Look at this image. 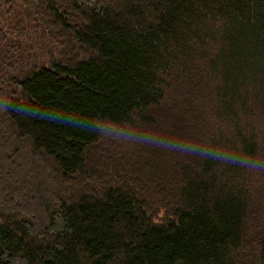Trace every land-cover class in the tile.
Instances as JSON below:
<instances>
[{"label": "trees", "instance_id": "trees-1", "mask_svg": "<svg viewBox=\"0 0 264 264\" xmlns=\"http://www.w3.org/2000/svg\"><path fill=\"white\" fill-rule=\"evenodd\" d=\"M0 264H264V0H0Z\"/></svg>", "mask_w": 264, "mask_h": 264}]
</instances>
